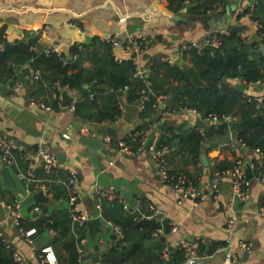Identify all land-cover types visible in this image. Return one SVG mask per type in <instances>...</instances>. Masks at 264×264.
I'll list each match as a JSON object with an SVG mask.
<instances>
[{"label": "crops", "instance_id": "obj_1", "mask_svg": "<svg viewBox=\"0 0 264 264\" xmlns=\"http://www.w3.org/2000/svg\"><path fill=\"white\" fill-rule=\"evenodd\" d=\"M253 3H257V0H225L223 3L214 0L213 4L207 0H0V29H5L4 35L9 43L23 41L33 36L40 37L39 44H43V48L57 46L65 52L64 47H67L65 53L76 44H90L95 37L101 39L105 35H118L125 41L133 33L142 34L148 41L146 52L135 59L124 60H133L134 65L138 63L146 69L151 67L154 60L177 58V50L183 41L203 42L214 32L230 34L228 30L230 25L242 26L244 30L239 34L247 41L253 42L251 37L257 32L248 15L249 7ZM206 7L212 9L206 12ZM206 16L211 17L205 23ZM71 22L77 24L78 28L71 27ZM101 49L98 55L100 57L103 55V48ZM260 51L263 53L262 46ZM189 54L188 52L186 55ZM184 62L192 65L184 58H177L176 65L181 67ZM82 66L93 69L95 64L93 60L85 59ZM26 68L30 69L29 73L24 72ZM33 71L35 69L30 64L15 67L12 78L7 80L0 78V95L10 98L28 110L35 117V125L26 117L18 120L16 116H9L0 108V128L13 142H26L30 146L38 144L39 150L45 143H51L58 150L59 156L64 157L63 162H60L59 172L49 176L44 170L39 150L36 152L30 148L28 151L37 155L32 162L35 180L28 181L19 179L18 175L27 173L29 162L16 153L15 163L9 170L20 188V193L17 194L3 182L1 170L6 166L0 152V237L24 258L26 264H45L43 261L46 260V253L42 251L44 248H49L50 252L47 264L70 262L64 239H59L56 244L53 242L58 235L56 230L51 227L45 228L36 233L33 237L34 242L30 243L13 224L9 206L15 200L22 201L20 211L25 230L34 228L42 221L43 211L55 217L60 216L61 212L68 213L67 188L63 181L68 179L70 173L76 175L78 182L79 211L101 217L104 227H110L109 220L104 217L103 210L100 212L96 207L99 201L96 197L97 186L115 187L128 201V208L124 209L129 215L136 214L141 209L145 210L144 214H150L153 207L164 215L167 221L177 222V232L160 235L165 236L166 241L162 242L172 252L177 250V245L183 238L208 239L212 245L226 247L224 250L217 248L203 264H224L228 252L234 255L237 262L264 264V180L256 178L251 180L250 197L237 206L239 220L232 234L226 225L233 212L228 202L231 183L229 178H224V189L219 198L216 199L211 193V179L215 168L221 163L233 162L237 156L230 147V143L236 139L231 126L222 128L224 131L213 133L198 148L199 156L196 157L189 147L193 145L191 131L201 129L197 125L200 117L191 109L183 107L164 117V107L159 105L149 119L151 121L149 125L154 124L157 127L165 119H169L167 130L172 129L176 132L173 134L167 130L161 132L155 129L153 135H157L159 142L164 141L166 144H163L171 149L168 160L173 169L189 174L195 186L207 195V198L195 205L193 199L182 198L177 190L162 180L156 171L151 151L143 148L134 155H119L111 150V146H117L136 128L145 125L147 120L139 115L128 123L123 119V112L115 121L98 122L77 113L71 106L63 107V99L60 107L56 108L53 104L58 100L54 94L63 97V91L67 88L62 87L60 82L52 83L45 79L40 70V77L37 79ZM17 80L23 84L19 91L15 90ZM239 83L244 82L235 81V84ZM101 88L103 91L96 96L98 106L92 110L82 106L80 108L82 113L92 114L110 107L108 96L112 93V88L108 85ZM67 91L69 95L75 97L73 102L75 108L84 103L85 100L79 90ZM126 93L125 89L115 91L123 110L125 102L130 104ZM245 95L256 97L261 102L264 98V82L250 85V90L245 91ZM77 96L80 98L77 99ZM89 100L92 101V97H89ZM170 100L167 97L165 104ZM42 105L50 106L51 109ZM206 124L209 126L207 122ZM85 128L88 129L87 132ZM81 135L102 141L104 153L95 152L81 143L79 140ZM183 141L189 147H186ZM204 153L207 154L209 165L202 162ZM239 155L245 161V168L250 164L249 160L262 157L248 148H244ZM111 161H114L112 165ZM36 184L45 188V193L56 200L58 207L36 204L34 201L24 203L25 198L33 195L32 191ZM36 205H40L42 212L33 211ZM108 207V212L112 214L113 205ZM156 219L160 221L159 217ZM109 236L110 234L99 235L93 245L87 244L86 264H100L103 255L114 248L118 239L114 245L107 244ZM154 239L156 237L152 240ZM243 240L251 242L253 246L247 257L245 256L247 251L240 247ZM97 244H100L98 251L95 249ZM96 255L101 257L98 263L91 261Z\"/></svg>", "mask_w": 264, "mask_h": 264}, {"label": "trees", "instance_id": "obj_2", "mask_svg": "<svg viewBox=\"0 0 264 264\" xmlns=\"http://www.w3.org/2000/svg\"><path fill=\"white\" fill-rule=\"evenodd\" d=\"M207 1L214 3V0ZM217 1L223 3L225 0ZM210 9L212 8L206 7V12ZM252 19L262 24L264 31V0H257ZM4 31L5 29H0V41L4 44V49L0 50V78L3 80L13 77L15 67L30 64L35 71L40 70L42 76L52 83L60 82L62 87L79 90L85 101L82 105L76 106L77 113L98 122L115 121L123 115L124 110L115 91L128 87L126 98L130 104H136L145 94H149L150 99L146 103V108L140 114L141 118L148 122L132 133L149 127L151 122L149 119L160 105L156 102L157 98L165 95L171 99V103L166 102L163 110L168 109L172 112L183 107L194 109L203 119L214 115L218 118L235 116V123L238 124L236 140L244 143L250 150L259 149L264 156V98L259 102L256 97H248L235 84V81H241L254 86L264 82V54L260 51L261 46L264 45V36L259 42H250L238 33L221 34L219 49L201 52L193 50L189 52V57L185 55L184 59L189 60L198 71L203 86L194 84L179 65H171L160 59L153 61L148 76L150 84L146 85L142 80L134 77L136 65L133 64V60L117 61L111 45L97 37L93 38L90 44L72 46L68 53L63 52L61 58L56 53L46 55L43 51L37 50L40 37L33 36L23 41L9 43ZM101 48L103 55L100 57L98 55L102 51ZM85 59L94 61L93 69L82 66ZM104 85L112 88V93L108 96L110 107L92 114L82 113L80 111L82 106L89 110L98 106L96 96L103 91L101 86ZM89 97L93 100L90 101ZM53 106L60 107V102L55 101ZM219 125L209 124L204 130H193L191 131L193 145L189 147L186 142L183 143L189 147L194 156L198 157V148L213 133L224 131ZM167 131L176 133L172 129ZM128 138L129 136L125 140L127 141ZM132 145L135 151L138 150L142 145L141 140L138 139ZM249 162L254 167V177L259 176L260 171H264L259 158L251 159ZM235 163V160L221 163L215 170L232 168ZM111 205H113L112 214L108 212V206ZM144 211L141 209L138 213L129 215L119 202L103 201L104 217L123 228L124 238L118 240L114 248L103 255L100 264H181L183 262V253L179 250L171 252L169 261L163 259L165 244L160 240V236L152 239L161 228L164 229L165 234H168L170 226L167 220L161 222L156 218H144L148 215L144 214ZM71 222L70 212H61L58 217L43 216L42 221L34 228L37 233L49 227L56 230L58 235L53 242L56 244L59 239H64L70 264H79ZM21 226L24 228L22 221ZM137 239H141V242L130 246ZM217 248L219 247L211 244L207 251L212 254ZM14 253L11 246L4 243L0 237V264H19L14 258Z\"/></svg>", "mask_w": 264, "mask_h": 264}, {"label": "built area", "instance_id": "obj_3", "mask_svg": "<svg viewBox=\"0 0 264 264\" xmlns=\"http://www.w3.org/2000/svg\"><path fill=\"white\" fill-rule=\"evenodd\" d=\"M256 8V3H253L250 5L248 10V15L252 20V23L256 29V32L259 35V38L264 36L263 26L258 21H255L252 19L254 10ZM70 26L73 28H78V25L71 22ZM223 34L221 32H214L210 34L205 41L199 42V41H183L178 50H177V58L183 59L184 56L190 52V51H197L201 52L202 49L206 45H212L215 49H219L221 47V39L220 35ZM101 41L108 43L112 47L113 55L115 56V59L119 62H122L124 59L119 57L116 53V48H123L124 52L126 53H136L138 56L143 55L147 48H148V41L147 39L142 35L138 33H133L127 37L125 41H122L121 38H119L118 35H105L101 37ZM264 47V45H262ZM4 49V44L0 42V50ZM37 50H39L37 48ZM39 51H43L46 55H49L51 53H56L58 56L63 58V51L57 47V46H47L42 48ZM177 58H165L164 61L168 62L171 65L177 64ZM151 73L150 68H142L139 66L138 63H136V68L134 72V77L142 80L146 85H149L148 76ZM34 77L39 78L40 77V71L36 70L33 71ZM22 82L17 80L15 85V90L19 91L22 88ZM128 87H125V90H127ZM68 90V88H67ZM94 95H92L93 97ZM54 97L61 103V100L63 97L60 94H54ZM167 96L161 95L157 98V103L160 105H163V107L166 106ZM150 95L145 94L137 103L136 105L139 106L140 110H144L146 108V103L149 101ZM47 109H51L50 106H44ZM72 110H75L74 104L71 105ZM193 113H195L197 116H199L201 119V115L194 109H191ZM171 114V111L168 109L163 110V116L167 117ZM208 124H222L225 123L228 126H231L236 122V117L233 115L224 116L223 118H218L217 116H210L206 119H203ZM158 129L156 125L150 124L149 127L143 131H137L134 133H131L129 135L128 140H122L118 143L117 146L112 147L111 150H113L115 153L119 155H134L139 150H142L145 148V146L148 144L149 140L154 134V130ZM203 130V129H202ZM88 129L85 128V132H87ZM141 140V147L138 148V150H134L132 143L137 142V140ZM231 150L237 154L235 158V165L232 168L226 169V170H215L212 174L211 179V193L213 197L216 199L219 198L221 195L224 187H223V181L224 178H229L231 182V189L228 195V202L230 206L232 207V214L228 218L226 225L229 230V232L232 234L238 224L239 220V214L237 211V206L239 203L246 201L250 197V183L251 181L247 180L245 175V161L242 156L239 154L242 152L244 148H247L246 145L238 140H233L230 143ZM25 147L21 145L20 143L13 142L9 139L7 134L0 128V152L2 159L5 163V166L7 168H10L15 163L16 153L20 154L21 157L29 162V167L27 169V173H20L18 175L19 179L21 180H28L33 181L35 180V168L33 165V159L35 158L34 153H30V151H26ZM153 162L156 168V171L161 176L162 180L166 182L167 184H170L175 190H177L182 198H191L194 200V204L196 205L197 202L204 200L207 198V195L203 193L201 190L195 186V183L191 176L185 172H177L173 169L171 166L168 156L171 152V149L158 141L156 139L153 146L150 148ZM256 153H258L260 156H263L259 149L253 150ZM39 156L41 160L43 161L44 170L46 174L49 176L59 172L60 170V160H59V152L58 150L53 147L52 145H49L48 143H45L43 147L39 150ZM34 155V156H33ZM114 161L110 162V165H112ZM252 170L254 169L253 165L251 164ZM105 172V169L103 170ZM257 180H264V171H260L259 176L254 177ZM61 182V180H58ZM63 183L66 185L67 188V200H68V210L71 215L72 219V232L75 235L76 238V244H77V251H78V261L79 264H86V245H87V238L83 234V232H88V221L92 218H94L93 215H89L87 213H83L79 211V188H78V182L76 175L74 173H70L68 179L66 181H63ZM44 187L36 184L35 189L32 191L34 193H37L41 190L44 191ZM29 191V190H28ZM30 193V192H29ZM33 193V194H34ZM96 197L99 200L97 202V209L102 212L103 210V201L113 202L117 201L120 204L124 206V208H128V201L123 197V195L115 188V187H108V188H102L101 186H97L96 189ZM21 200H15L10 206V211L12 214V222L13 224L20 230L21 233H23L28 241L30 243L34 242V235L37 233L36 228H32L30 230H25L21 226L22 221V214L20 211L21 206ZM139 205L140 202H137ZM42 208L40 205H36L33 207V211L35 212H42ZM152 212L148 215H145L144 218L152 219L159 217L161 222L166 221V217L164 215H161V213L154 209L152 207ZM43 214L45 217H50L48 212H44ZM108 225L111 227L112 231L117 235L118 240H121L124 238V231L123 228L119 225H116L112 223L111 221L108 222ZM168 225L170 226V233H175L178 231V223L175 221H168ZM52 233H54L53 230H51ZM160 235H166L164 232V229L161 228L158 231V234H155L156 236ZM231 243L230 238L228 239V244ZM212 242L208 239H187L183 238L179 241L177 245V250L181 251L183 253L184 259L181 264H203L205 259L210 255L207 251L208 246H210ZM226 246L218 248V250H224ZM240 247L247 252H250L252 250V243L248 241H241ZM49 248H44L42 251L46 253V260H49ZM171 252L168 247H166L163 250V259L167 262L171 259ZM14 258L19 264H26L24 258L17 252L14 253ZM46 260L43 262L46 263ZM224 264H263V263H248V262H237L234 255L231 253H227L224 259Z\"/></svg>", "mask_w": 264, "mask_h": 264}, {"label": "water", "instance_id": "obj_4", "mask_svg": "<svg viewBox=\"0 0 264 264\" xmlns=\"http://www.w3.org/2000/svg\"><path fill=\"white\" fill-rule=\"evenodd\" d=\"M225 9V6H224ZM211 16H206L205 17V23L208 20V18H210ZM230 33H241L244 28L242 26L239 25H230L228 28ZM252 41H256L259 42L260 38L258 33H255L252 37H251ZM48 42H50V40H47ZM43 48V44H39L38 45V49L41 50ZM64 49H66L67 51V47H64ZM216 49L212 46V45H206L202 51H215ZM65 51V52H66ZM262 51L264 53V47H262ZM116 53L119 57H121L122 59H135L137 58V54L136 53H126L124 52L123 48H116ZM185 73L187 74V76L191 79V81L199 86H203L204 83L201 80L198 71L196 70V68L193 65H189L188 63L184 62L181 66ZM24 72H30L29 68H26L24 70ZM236 87L238 89H240L241 91H248L250 90V85L245 84V83H239L236 84ZM80 96H77V99H79ZM62 106L63 107H70L73 102L75 101V97L71 96L68 94L67 90L63 91V100H62ZM0 108L3 110V112H5L7 115L9 116H16V118L19 120L22 117H26L30 123L32 125H35V117L26 109H23L21 106H19L18 104L14 103L10 98H7L5 96L0 95ZM141 114V110L139 108L138 105L136 104H128L127 102H125V110H124V115H123V119L128 122L131 123L132 119L136 116H139ZM264 116V115H263ZM2 119V118H1ZM168 123H169V119H165L159 126H158V130L161 132H165L167 130L168 127ZM197 125L199 128L201 129H205L207 128V124L206 122L199 118L197 121ZM237 123H234L231 125V130L232 133L235 137H237ZM220 128H227L228 125L225 123H222L219 125ZM157 135H153L151 137V139L149 140L148 144L145 146V149L150 151V148L153 146V144L155 143L156 139H157ZM80 142L83 143L85 146H87L88 148H91L92 150H94L95 152L98 153H104V144L102 141L90 137V136H85V135H81L79 138ZM27 150H30V148L34 149L36 152H38L39 150V145L38 144H34L32 146H30L28 143L26 142H20ZM49 145H51V143H49ZM63 157L62 155L59 156V160L62 163L63 161ZM202 162L205 165H209L208 162V158H207V154L204 153L202 155ZM260 165L261 167L264 169V156H262L260 158ZM245 175L247 180L251 181L254 179V172L251 168V164H247L246 168H245ZM1 176L3 179V182L10 188H12L17 194L20 193V188L18 186L17 180L16 178L12 175V173L10 172L9 168L4 167L1 170ZM226 189L224 190V193H226ZM230 189H231V183H230ZM34 201L36 204H46L50 207L56 208L58 207V204L56 202V200L52 199L50 196H48L45 191L41 190L37 193H34L32 196H28L27 198H25L24 203H30ZM37 213V212H36ZM112 229L110 227H104L103 226V221L101 219V217H94L92 219H90L88 221V234L90 236L91 239H96L99 235L102 236L104 234H110L109 238L106 240L107 244L112 243L114 245V243L117 241L118 237L115 233H112ZM160 240L165 242L166 238L165 236H161ZM141 239H137L134 242H132L130 244V246L135 245L136 243H140ZM115 246V245H114ZM95 249L98 251L100 249V244H97L95 246ZM248 252L245 253V256L247 257ZM101 257L96 255L93 256L91 258V261L94 263H98L100 261Z\"/></svg>", "mask_w": 264, "mask_h": 264}, {"label": "rangeland", "instance_id": "obj_5", "mask_svg": "<svg viewBox=\"0 0 264 264\" xmlns=\"http://www.w3.org/2000/svg\"><path fill=\"white\" fill-rule=\"evenodd\" d=\"M159 141V140H158ZM84 235L86 236V238H87V244L89 245V246H91V244L93 245L94 244V242H95V239H91L90 238V236H89V234H88V232L85 234L84 233ZM86 251H87V245H86Z\"/></svg>", "mask_w": 264, "mask_h": 264}]
</instances>
